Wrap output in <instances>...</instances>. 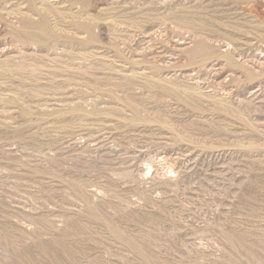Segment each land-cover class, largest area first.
<instances>
[{
	"label": "rangeland",
	"instance_id": "374dc122",
	"mask_svg": "<svg viewBox=\"0 0 264 264\" xmlns=\"http://www.w3.org/2000/svg\"><path fill=\"white\" fill-rule=\"evenodd\" d=\"M0 264H264V0H0Z\"/></svg>",
	"mask_w": 264,
	"mask_h": 264
}]
</instances>
